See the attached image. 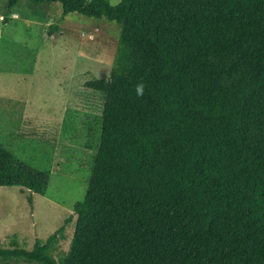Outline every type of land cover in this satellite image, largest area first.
I'll use <instances>...</instances> for the list:
<instances>
[{"label": "trees", "instance_id": "obj_1", "mask_svg": "<svg viewBox=\"0 0 264 264\" xmlns=\"http://www.w3.org/2000/svg\"><path fill=\"white\" fill-rule=\"evenodd\" d=\"M28 1L119 36L108 77L84 83L103 106L68 249L52 253L62 225L0 262L264 264V0ZM48 181L0 145V186L43 195Z\"/></svg>", "mask_w": 264, "mask_h": 264}, {"label": "rangeland", "instance_id": "obj_2", "mask_svg": "<svg viewBox=\"0 0 264 264\" xmlns=\"http://www.w3.org/2000/svg\"><path fill=\"white\" fill-rule=\"evenodd\" d=\"M4 9L0 0V145L49 172V181L43 195L0 186V248L30 250L63 225L52 251L58 257L68 249L73 206L85 196L99 143L103 94L84 83L108 77L119 27L76 13L61 19L59 3L20 0L5 23Z\"/></svg>", "mask_w": 264, "mask_h": 264}, {"label": "clouds", "instance_id": "obj_3", "mask_svg": "<svg viewBox=\"0 0 264 264\" xmlns=\"http://www.w3.org/2000/svg\"><path fill=\"white\" fill-rule=\"evenodd\" d=\"M135 92L137 96H142L144 93V85L143 83L137 84L135 87Z\"/></svg>", "mask_w": 264, "mask_h": 264}, {"label": "crops", "instance_id": "obj_4", "mask_svg": "<svg viewBox=\"0 0 264 264\" xmlns=\"http://www.w3.org/2000/svg\"><path fill=\"white\" fill-rule=\"evenodd\" d=\"M26 115H27V114H25V117H24V118H26Z\"/></svg>", "mask_w": 264, "mask_h": 264}]
</instances>
